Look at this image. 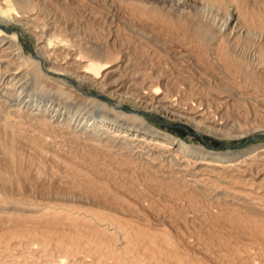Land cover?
<instances>
[{"label":"bare ground","instance_id":"obj_1","mask_svg":"<svg viewBox=\"0 0 264 264\" xmlns=\"http://www.w3.org/2000/svg\"><path fill=\"white\" fill-rule=\"evenodd\" d=\"M149 112L264 131V0H0V264H184L174 217L264 237V145L207 151ZM162 195L187 203L154 224ZM253 245L230 255L255 264Z\"/></svg>","mask_w":264,"mask_h":264},{"label":"rangeland","instance_id":"obj_2","mask_svg":"<svg viewBox=\"0 0 264 264\" xmlns=\"http://www.w3.org/2000/svg\"><path fill=\"white\" fill-rule=\"evenodd\" d=\"M5 29H7L9 31H13V30H11V27H5ZM18 44L23 48V51H24L25 54L31 55L33 57V55L35 53H34V44H33L32 40H30L27 37H24V36L21 35L19 37ZM82 89L84 91L86 90L87 93L91 92V91L87 90L84 87ZM145 118H146L147 122L150 125L154 126L155 128H157V129H159L161 131L167 132V133L171 134L174 137H178V138H180L181 140H183L187 144H191V145H196V146L202 147V148H204L207 151L219 152V153H230V152H236L238 150H245V149L246 150H251V149H254L256 147L264 145V131L263 130H259L258 132L254 131V133L248 134L245 137L240 138L239 140H235V141L232 142L230 140H227V139L225 140V139L220 138V137H214V136L207 135V134H203V135L199 134L197 132V130L194 129L193 127L181 124L180 122L178 123L177 121H173L171 119H167V118H165V117H163L161 115L155 114V113L153 114V112H151V113L149 112V113L145 114ZM229 146H233V147H229ZM58 169L62 170L61 167L56 166V169H55L56 173H59ZM35 197H36L35 201H37V202H42L43 201V200H41L42 198L40 196L36 195ZM163 198H165V200H163ZM157 200H158L157 201L158 202L157 205H158V207L161 206L160 207L161 209H160V212L159 211L154 212V216H153V213L151 214L150 220L154 224H156L157 222H161L162 220L164 221V219H168L171 216L173 218L174 217L173 216L174 213H175L174 215L176 216V212L169 210V206L171 208L174 207V206H178L179 204L182 205V206H185L186 203H187V201L185 200L186 202L184 204L183 203L184 199H183L182 200L183 202L181 200L177 201V203L174 201V204H175L174 205L173 203L170 202L172 200L169 199V197L165 196V195L160 196ZM167 201H169V202H167ZM167 203H168V205H167ZM169 203L172 204V205H169ZM263 206H264V202H263ZM163 208H165V210L168 209V212L169 211L170 212L168 213ZM172 212H174V213H172ZM191 215L194 216L193 213L192 214L190 213L189 214V217H190L189 219L192 218ZM169 220H166L164 222H165V225H167L166 228L168 230H171V228L172 229L175 228L173 230L174 232L172 231V236L176 237V236H180V235L183 234L184 238H187L183 242L181 247H180V245L178 246V250H177L178 253L180 251L179 254L183 258V261L185 260V262H186V260H187V263L190 262V261H191L190 263H192L193 262L192 259H193L194 260L193 264H200V263L201 264H220V263H222V264H236L237 263L238 264V262L235 259H233V257L231 256L232 252H230V249L235 245V243H236V246H240V245H243V243H246L247 239H249L250 243L252 242L254 244L253 245L254 248L251 249V251H250L251 255H254L253 258H255V259H253V262L255 264H264V257H263L264 256V237H261L260 235L254 234V237H253V235H251L249 237L250 233L243 232L242 230H235V229H233L231 227L229 229V226L226 227V225H224L226 228H224V226H214V225L217 224L215 222H214V224L210 223V225H209L208 223H206V225H204L203 223L202 224L197 223V222H200V221H196L194 223L195 227H193L194 230H192V229H187L186 227L184 228L183 222L182 223L179 222L180 220H178L176 217L173 218V221H171L172 220L171 218H169ZM176 220H178V221H176ZM155 221H156V223H155ZM2 225L3 226H0V230L1 231L10 227L9 225L8 226H6L4 224H2ZM179 225L180 226L182 225L181 226L182 228H180ZM190 228H192V227H190ZM213 228L214 229L216 228L217 231L214 230ZM212 229H213V231H211ZM228 229H229V232H228ZM221 230L223 232H221ZM226 230H227V232H226ZM191 231H193V232H191ZM216 232H219L218 234H222L223 233V235H221V236L222 237L226 236L225 240L227 239L226 240L227 242H228L229 237L232 238V239L231 238L229 239V243L231 242L232 244L230 243L229 245H227L228 248H227V246L223 247L224 250H225V248H227V251L226 250L224 251L223 248L220 247V246H223V245L217 244L218 241H217L216 238L218 236H220V235H218ZM227 233H229V234H227ZM185 235H187V236H185ZM227 235H228V237H227ZM197 236H199V237H197ZM262 236H264V235H262ZM220 237H218V240H219ZM213 238H214V240L216 242L213 240ZM196 239H198V240L196 241ZM207 243H209V244H207ZM194 245H196V247ZM213 245H215V246H213ZM218 245H219V247H218ZM140 248L141 247L137 248L135 250V253L138 256L140 255V257L142 256L141 258L143 259L144 258V255H143L144 251H143L142 248L141 249ZM255 248L257 250H255ZM257 251H259V252H257ZM14 252L16 253V251H14ZM253 252H255V253H253ZM35 253H37V252H35ZM221 253H222V255H221ZM230 253H231V255H230ZM38 254L41 255V253H39V252L37 253V255ZM53 254L55 255V256L53 255V257L57 256V253L55 251H53ZM187 255H189V256H187ZM226 256H227V258H225ZM15 257H17L20 260L23 259L22 255H19V254L18 255L16 254ZM7 258H5V259L9 260V258L8 259ZM88 259H90V258H88ZM230 259H232V260H230ZM218 260H219V262H218ZM187 263H184V264H187ZM110 264H111V261H110ZM168 264H178V263L174 262V260H171V261L168 262Z\"/></svg>","mask_w":264,"mask_h":264},{"label":"water","instance_id":"obj_3","mask_svg":"<svg viewBox=\"0 0 264 264\" xmlns=\"http://www.w3.org/2000/svg\"><path fill=\"white\" fill-rule=\"evenodd\" d=\"M229 147H233V146H229Z\"/></svg>","mask_w":264,"mask_h":264}]
</instances>
